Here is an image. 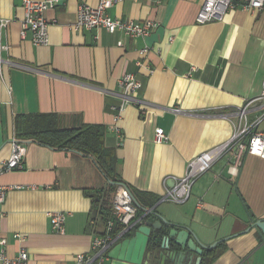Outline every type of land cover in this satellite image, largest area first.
I'll use <instances>...</instances> for the list:
<instances>
[{"label": "crops", "instance_id": "crops-1", "mask_svg": "<svg viewBox=\"0 0 264 264\" xmlns=\"http://www.w3.org/2000/svg\"><path fill=\"white\" fill-rule=\"evenodd\" d=\"M202 1L115 3L111 17L155 23L150 34L130 38L73 27L77 7L98 0H58L44 13L47 44L34 45L19 39L21 0H0V17L13 20L2 34L9 49L0 64V165L10 155L16 115L56 113L61 126L108 128L111 107L119 104L118 79L132 73L141 87L117 122L121 139L107 129L104 141L115 150L117 175L134 202L141 204L137 192L153 195L154 211L188 226L203 245L226 239L212 248L210 264H264V234L254 225L264 219V159L241 152L236 163L233 144L193 182L184 202L163 200L190 158L231 139L236 112L259 96L264 81V5L235 6L221 20L199 24ZM258 105L251 104L249 119L261 113ZM263 123L256 127L262 136ZM156 128L165 142L153 141ZM24 144L23 169L0 172V186L9 187L0 207V250L13 257L25 249V264H70L79 252L91 255L101 226L91 222L88 193L106 188L107 179L77 151ZM53 211L66 213L62 233L50 228Z\"/></svg>", "mask_w": 264, "mask_h": 264}, {"label": "built area", "instance_id": "built-area-1", "mask_svg": "<svg viewBox=\"0 0 264 264\" xmlns=\"http://www.w3.org/2000/svg\"><path fill=\"white\" fill-rule=\"evenodd\" d=\"M123 0H98L96 5L80 4L76 11V20L73 24L75 29H98L103 28L109 33L120 31L123 35L130 38L144 37L149 33L150 29L155 25L151 20L143 22H134L131 20H123L111 17L108 14V9L117 2ZM139 1V0H133ZM58 0H21L23 11L22 18L19 20V39H29L34 45H45L48 42V26L45 10L54 8ZM200 6L195 21L199 24L209 21L221 20L224 14L231 8L239 6L243 9H261L264 5V0H203ZM13 20L0 17V64L6 60L2 58V53L9 49L7 43L2 41V34ZM147 47L139 50V54H144ZM141 87V83L135 78L132 73H124L118 79L119 104L113 105L112 123L108 126V131L113 132L121 139L120 128L117 122L121 118L123 107L133 101V97ZM253 102H259L258 107L262 109L261 113L253 119H249L248 111ZM177 110V109H175ZM239 117L238 127L233 133L231 139L214 148L201 151L199 154L190 158L185 167L184 174L175 179L174 186L167 189L163 200L173 203H182L190 195V189L193 182L205 171L211 164L222 154L228 150L231 145L237 146V160L240 163L239 155L241 152L257 156L264 159V136L260 131L256 130L259 123L264 120V81L259 96L249 101L245 106L238 109L236 112ZM249 134L247 142H242L243 136ZM167 140V136L161 128H156L153 141L162 143ZM11 151L9 157L0 165V172L15 171L23 169V156L25 154L24 142L18 141L15 137L11 138ZM9 187L0 186V207L3 204ZM110 209L114 217L106 224H101L99 218L96 222L101 226V230L96 234L91 242V255L79 254L75 255L70 264H103L105 253L110 248L113 242L128 236L132 222L136 219L137 207L135 206L134 198L128 188L119 183L111 195ZM0 210V218H1ZM49 218L50 228L53 232L62 233L64 231V223L66 218L65 211H53L47 213ZM92 222V220H91ZM119 223V231L113 233L112 228L114 223ZM15 238L19 234L14 235ZM5 240L0 239V245H4ZM25 249H20L18 254L13 257H8L0 250V262L2 264H25L28 254Z\"/></svg>", "mask_w": 264, "mask_h": 264}, {"label": "trees", "instance_id": "trees-1", "mask_svg": "<svg viewBox=\"0 0 264 264\" xmlns=\"http://www.w3.org/2000/svg\"><path fill=\"white\" fill-rule=\"evenodd\" d=\"M59 116L56 113L18 114L14 117L13 135L18 141H31L55 150L77 151L85 157L92 159L97 168L107 179L106 188L88 193L91 200L89 215L91 220L99 218L101 224L113 220L110 209L111 195L116 186L122 183L117 175V158L115 150L105 145L107 128L101 124L74 123L69 126H61ZM124 184V183H122ZM131 192L129 187L124 184ZM132 195V192H131ZM137 211L143 213L144 209L151 208L155 197L148 193H138ZM133 196V195H132ZM134 198V196H133ZM135 200V199H134ZM147 206L148 208H146ZM97 223V222H96ZM119 223H114L112 232L119 231ZM155 242L151 240L148 250H151ZM214 249L206 250L202 254L201 264H210L216 253Z\"/></svg>", "mask_w": 264, "mask_h": 264}, {"label": "water", "instance_id": "water-1", "mask_svg": "<svg viewBox=\"0 0 264 264\" xmlns=\"http://www.w3.org/2000/svg\"><path fill=\"white\" fill-rule=\"evenodd\" d=\"M155 207L137 211L128 236L113 242L105 253L110 264H201L204 250L226 240L203 245L188 226L169 223ZM254 225L264 234V219ZM151 240L155 245L148 250Z\"/></svg>", "mask_w": 264, "mask_h": 264}, {"label": "rangeland", "instance_id": "rangeland-1", "mask_svg": "<svg viewBox=\"0 0 264 264\" xmlns=\"http://www.w3.org/2000/svg\"><path fill=\"white\" fill-rule=\"evenodd\" d=\"M264 124V123H263Z\"/></svg>", "mask_w": 264, "mask_h": 264}]
</instances>
